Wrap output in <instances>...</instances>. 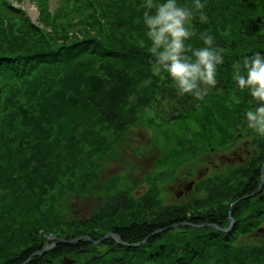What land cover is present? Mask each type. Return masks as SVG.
<instances>
[{"label": "trees", "instance_id": "obj_1", "mask_svg": "<svg viewBox=\"0 0 264 264\" xmlns=\"http://www.w3.org/2000/svg\"><path fill=\"white\" fill-rule=\"evenodd\" d=\"M75 1L89 14L62 18L44 6L40 22L48 37L21 11L0 4V18L8 12L24 22L14 30L9 18L0 21V264H66L68 256H75L72 264H264V244L235 245L241 234L253 232L264 221V187L230 207L262 183L264 137L249 129L261 153L213 189L212 196L223 194L212 206L203 200L194 207L173 205L152 212L159 204L153 190L137 201L118 192L108 208L83 222L48 215L57 210L51 192L63 178L81 173L69 184L71 191L77 180L85 186L96 178L87 168L94 157L108 152L106 132L115 134L116 141L163 99L181 106L193 99L179 96L166 74H152L143 23L146 0ZM201 2L208 21H192L197 35L188 43L203 47L199 34L207 31L216 46L225 49L224 63L217 68L218 86L195 101L199 110L162 116L161 122L198 119L208 133L205 139H210L206 144L214 149L239 136L237 118L247 127L244 114L251 107L250 96L236 92L239 104L232 99L236 86L231 65L257 52L264 55V0ZM177 3L192 6L193 0ZM147 80L151 83L145 85ZM167 133L173 144L184 146L175 138L178 130L170 127ZM129 200L130 206H125ZM196 207L205 211L194 214ZM230 216L235 223L227 232ZM184 222L190 224L172 228ZM110 233L121 242L105 238ZM50 235L56 237V246L43 253ZM82 237L89 239L61 242Z\"/></svg>", "mask_w": 264, "mask_h": 264}, {"label": "rangeland", "instance_id": "obj_2", "mask_svg": "<svg viewBox=\"0 0 264 264\" xmlns=\"http://www.w3.org/2000/svg\"><path fill=\"white\" fill-rule=\"evenodd\" d=\"M5 2L21 11L33 26L42 31L44 37H48V29L40 22L44 6L52 15H61L62 18H69L74 14L76 16L89 14V10H79L75 0H0V4ZM7 13L5 18H0L1 22L9 18L8 21L15 24L14 30L24 27L22 20L12 17L9 13L7 15ZM61 20L59 19L58 22ZM169 85L173 87L172 84ZM195 101L194 99L187 100L186 105L182 104L181 106L180 103L170 102L165 98L162 105L160 104L161 106H152L151 110L144 111L141 114L142 120L131 127L129 133L124 137L113 141L117 136L106 132L105 136L111 140H109L108 152L94 157L87 168L96 178L85 186L77 180L75 191L70 190L69 186L71 185L69 184L75 181L81 173L77 172L74 177L63 178L62 182L51 192L55 198L52 201H54L57 210H54L55 213L49 211L48 215H57L64 222H83L98 216L105 207L108 208L107 205L112 202L113 197L117 198L118 192H121V195L126 193L127 197L132 196V199L137 201L153 190L158 192L159 204L151 208L152 212H159L162 208L173 205L188 206L191 204L194 207L196 203H202L203 200L211 201L210 206H212V201L220 198L223 194L214 193L212 196L213 189L221 183L223 184L228 175L237 172L255 157H258L261 153V146L255 143L254 135L248 136V128L245 126V122L239 118H237L239 129L235 134L242 135V137L234 140L235 142L232 141L223 147H214V149L206 144L210 139H205L208 133L201 128L197 122L198 119L188 118L186 121L178 119L173 124L161 122L162 116L164 118L175 114L186 116L189 111L195 108L199 110V104L196 105ZM185 109L190 110L186 111ZM180 124L184 125L179 127ZM170 127L178 130L175 138L183 141L184 146L173 144L176 141L171 140L170 133H167ZM220 136L221 134L216 137ZM262 175H264V169H262ZM116 179L118 181L115 185L114 180ZM252 195L236 200L231 204V210L241 200L252 198ZM126 203L128 204L125 206L128 207L131 204L130 200ZM204 211L201 210L202 213ZM201 212L199 207L194 208V214ZM146 218L151 219L148 214ZM232 220L234 221V219ZM189 224L188 222L175 224L172 228L177 226L178 229H184ZM191 225L204 227L205 224ZM159 231H163V229ZM55 240L56 237L53 235L48 237L44 253L56 246ZM256 243L264 244V221L253 232L241 234L235 245ZM68 257L69 264L76 260L75 256ZM61 261L64 262L65 259Z\"/></svg>", "mask_w": 264, "mask_h": 264}, {"label": "clouds", "instance_id": "obj_3", "mask_svg": "<svg viewBox=\"0 0 264 264\" xmlns=\"http://www.w3.org/2000/svg\"><path fill=\"white\" fill-rule=\"evenodd\" d=\"M201 0L184 6L177 0H146L143 23L149 42L147 51L153 57L154 76L166 74L177 94L203 100L218 85L217 68L224 63L225 49L217 47L209 32H201L203 47L193 48L188 41L197 35L192 21L207 23ZM235 89L232 99L239 104L236 92H247L251 107L244 118L247 128L257 137H264V55L257 52L232 63ZM145 85L150 80L143 82Z\"/></svg>", "mask_w": 264, "mask_h": 264}, {"label": "water", "instance_id": "obj_4", "mask_svg": "<svg viewBox=\"0 0 264 264\" xmlns=\"http://www.w3.org/2000/svg\"><path fill=\"white\" fill-rule=\"evenodd\" d=\"M263 186H264V175H263V180H262V183H261V186H260V188H259V190L255 193V194H258V193H260L261 192V190H262V188H263ZM252 196H254V195H252ZM251 196V197H252ZM245 198H247V197H245ZM232 227V224L230 225V227L228 228V230L227 231H229V229ZM110 236H112L111 234H109V235H107L106 236V238H108V237H110ZM84 238H87V237H84ZM83 238H79V239H77V240H73V241H63L62 243H64V244H75L76 242H78V241H80V240H82ZM88 239V238H87ZM100 242H102V241H100ZM99 242V243H100ZM98 243V242H97ZM141 244H144V242L143 243H141ZM135 246H137V245H135Z\"/></svg>", "mask_w": 264, "mask_h": 264}, {"label": "flooded vegetation", "instance_id": "obj_5", "mask_svg": "<svg viewBox=\"0 0 264 264\" xmlns=\"http://www.w3.org/2000/svg\"><path fill=\"white\" fill-rule=\"evenodd\" d=\"M240 137H242V135L241 136H238V137H236V139L235 140H238V138H240ZM235 142V141H234ZM237 148H239V149H241L240 147H237ZM223 158V157H222ZM225 158V157H224ZM235 223V222H234ZM233 226H234V224H233ZM243 245H245V244H243ZM248 245H250V244H248ZM254 245H261V244H254Z\"/></svg>", "mask_w": 264, "mask_h": 264}, {"label": "bare ground", "instance_id": "obj_6", "mask_svg": "<svg viewBox=\"0 0 264 264\" xmlns=\"http://www.w3.org/2000/svg\"><path fill=\"white\" fill-rule=\"evenodd\" d=\"M263 187H264V186H263ZM262 189H263V188H262ZM256 192H257V191H256ZM256 192H255V193H256ZM261 192H262V190H261ZM255 193L253 194L254 196L256 195ZM254 196H253V197H254Z\"/></svg>", "mask_w": 264, "mask_h": 264}]
</instances>
